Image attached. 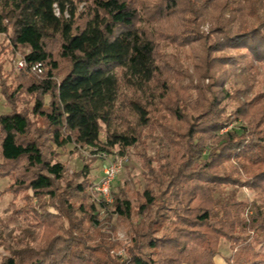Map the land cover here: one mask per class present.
Returning a JSON list of instances; mask_svg holds the SVG:
<instances>
[{
	"label": "trees",
	"instance_id": "1",
	"mask_svg": "<svg viewBox=\"0 0 264 264\" xmlns=\"http://www.w3.org/2000/svg\"><path fill=\"white\" fill-rule=\"evenodd\" d=\"M0 37L11 107L0 114V180L13 205L23 195L15 213L28 214L0 264H216L223 241L228 264H264V0H0ZM164 41L202 45L195 75L167 58ZM5 49L28 66L6 72ZM68 145L100 159L140 149L144 189L134 201L114 192L112 210L89 204L92 163L67 180L58 151ZM243 186L253 200H239ZM97 206L129 223L127 243L102 232ZM121 248L123 259L112 254Z\"/></svg>",
	"mask_w": 264,
	"mask_h": 264
},
{
	"label": "rangeland",
	"instance_id": "2",
	"mask_svg": "<svg viewBox=\"0 0 264 264\" xmlns=\"http://www.w3.org/2000/svg\"><path fill=\"white\" fill-rule=\"evenodd\" d=\"M87 3L79 2L77 6L78 13H82L85 11ZM251 23H256V18L249 17V20ZM184 27H189L188 24H186ZM210 28H212V23L207 21L204 23L201 27V30L206 34L210 32ZM9 41H5L3 37H0V51L8 45ZM162 48L166 49L164 50L166 54L168 55V59L171 60L173 63L175 61H178L183 68L185 67V70L188 71L189 75H195V72H197L198 68L197 65L200 63V59L202 57L203 53V47L201 44H195L194 46H184L180 47L178 44H170L167 42H162ZM162 49V51H163ZM163 51V52H164ZM172 56V57H171ZM24 57L23 53L17 52L16 54L11 55L9 49H5L4 53L1 56V60L4 63L5 71L10 72L13 71L14 73L18 74L21 72L17 68V61ZM178 58V59H177ZM65 65L62 64V70L61 74L65 71ZM261 70L260 75L257 74V76L264 80V65L259 67ZM258 68V69H259ZM252 74H250V78L252 77ZM36 78H39L35 75H33ZM191 78H186L183 82L185 85L189 84L191 82ZM251 82H253L250 79ZM197 84L198 80L195 78L194 81H192ZM210 80H205L203 82L204 85L210 84ZM230 84H226L225 88H227ZM256 89L258 88V85L255 86ZM31 108V105L28 103L23 104L20 106V109L24 108ZM11 111V107L7 105L5 98L0 93V114H6ZM240 124L234 123L233 125L229 126L227 130H230L231 128H238ZM224 131V132H225ZM102 140H105V135L102 134L101 136ZM158 142L153 139L147 140V154L150 157H155L157 150H158ZM97 150L95 149H88L85 147H75L74 145H68L64 150H59L60 153L59 159L60 161L65 164L67 173H66V179H70L73 177L76 173L80 172L85 164L92 163V170H91V178L93 180V183H97L98 180L101 177L102 173V161L99 158L98 154H95ZM114 153L119 154L121 150L119 148L113 149ZM140 149L133 148L130 150H127L124 155L128 158V162L125 164L123 170L120 172V174L117 176L115 181L113 182L112 186V198L114 197V192H120L121 190H125L128 197L134 201V196L137 191H142L146 185V180L144 176V170L142 168V161L139 156ZM121 155V154H119ZM95 160V162H94ZM154 165H157L155 162ZM81 181V180H80ZM9 181L8 180H0V263L3 261L5 257L10 256L11 247H16L17 242L19 240L20 235H22V230L20 227H23L26 223V217L28 214L24 213L22 215H18L14 211V207L16 209L21 208L23 205H25L23 195H21L13 205V196L11 194L5 192V188L7 187ZM238 190V197L241 201H251L255 197V192L250 190L249 188L243 186V187H237ZM32 195V193L30 192ZM98 195L96 192L92 194V197L88 201L89 204L97 203ZM99 199V198H98ZM114 201V198H113ZM33 202H36V199H33ZM113 203V202H112ZM110 203L108 206L109 210H112L111 206L113 205ZM98 207V214L99 218L101 219L102 223L104 224L102 232L105 233L107 236H110L111 240L113 241H119L123 244L127 243L130 238V226L128 222L124 221H118L111 220V222L107 221V209L102 208L101 206ZM53 212V210H51ZM113 228V229H112ZM37 244L43 243V239L45 236L44 229L37 231ZM34 245V244H32ZM262 250L264 251V245L262 246ZM220 256L221 258L217 257L216 262L218 264H228L226 262V259L230 257L231 250L229 248V244L225 241L222 242L220 246ZM113 255L117 256L118 258L123 259L124 257V249L121 248L120 250H117L115 252H112Z\"/></svg>",
	"mask_w": 264,
	"mask_h": 264
},
{
	"label": "built area",
	"instance_id": "3",
	"mask_svg": "<svg viewBox=\"0 0 264 264\" xmlns=\"http://www.w3.org/2000/svg\"><path fill=\"white\" fill-rule=\"evenodd\" d=\"M16 64L19 70H23L28 66L24 57L20 58ZM31 72L37 77L42 76L44 74V67L42 63H36L32 65ZM101 161L102 173L100 179L94 186V191L97 193L98 198H101L106 203L110 204L113 202L111 192L113 182L123 170L125 164L128 162V158L117 153H112L103 154L101 156Z\"/></svg>",
	"mask_w": 264,
	"mask_h": 264
},
{
	"label": "crops",
	"instance_id": "4",
	"mask_svg": "<svg viewBox=\"0 0 264 264\" xmlns=\"http://www.w3.org/2000/svg\"><path fill=\"white\" fill-rule=\"evenodd\" d=\"M222 256H219V258H221ZM215 261H216V259H215ZM216 264H218L217 262H216Z\"/></svg>",
	"mask_w": 264,
	"mask_h": 264
}]
</instances>
